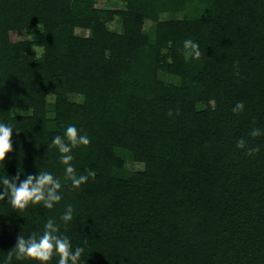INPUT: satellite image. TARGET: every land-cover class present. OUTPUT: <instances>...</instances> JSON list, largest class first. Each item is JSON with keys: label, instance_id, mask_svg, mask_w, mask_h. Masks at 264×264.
<instances>
[{"label": "trees", "instance_id": "16d2710c", "mask_svg": "<svg viewBox=\"0 0 264 264\" xmlns=\"http://www.w3.org/2000/svg\"><path fill=\"white\" fill-rule=\"evenodd\" d=\"M101 1L0 0V123L14 128L0 177L62 183L52 209L0 200V264L50 218L85 249L78 264H264V136H249L264 129V0ZM69 125L90 139L76 174L96 173L79 188L48 150Z\"/></svg>", "mask_w": 264, "mask_h": 264}, {"label": "clouds", "instance_id": "9594fccd", "mask_svg": "<svg viewBox=\"0 0 264 264\" xmlns=\"http://www.w3.org/2000/svg\"><path fill=\"white\" fill-rule=\"evenodd\" d=\"M182 52L186 59L201 57L199 44L190 38L183 41ZM244 108V103L240 101L235 104L232 111L240 114ZM175 114H179L178 110ZM168 115L172 116L173 112L170 110ZM13 129L11 125L0 123V162L5 161L8 153L13 151ZM249 136L252 138L264 136V129L253 127ZM89 144L88 135L86 133L81 135L75 125L67 126L63 135H55L48 144V150L56 149L60 153V163L65 166V179L71 182L72 188H79L89 177L95 179L96 173L91 170L87 174L77 175L71 163L74 159L72 150L77 146ZM236 146L239 149H246L245 154L249 157H254L260 151L259 146H249L245 138H240ZM0 187H2L0 200L7 198L8 203L17 210H24L29 204L41 203L45 208L52 209L62 199L61 181L46 170L39 171L37 175L28 174L23 180L19 173L15 177H0ZM73 212L72 205H68L59 220L66 225L73 220ZM59 233V223L53 218L48 219L42 234L32 233L27 238L24 235L17 237L16 245L8 252L4 264H11L14 256L16 260L31 259L39 261L40 264H47L54 254L59 257L58 264H78L85 249L77 246L73 250L70 239Z\"/></svg>", "mask_w": 264, "mask_h": 264}, {"label": "rangeland", "instance_id": "374dc122", "mask_svg": "<svg viewBox=\"0 0 264 264\" xmlns=\"http://www.w3.org/2000/svg\"><path fill=\"white\" fill-rule=\"evenodd\" d=\"M98 4L99 5H110V6H115V7L122 5L119 0H106V1L104 0V1L99 2ZM146 27L152 29L153 24L151 22H147ZM80 32L83 34H86L88 31L87 30L86 31L80 30ZM14 35H15V37H20V38H23L26 36L24 33H17ZM36 50H37V52L41 51L38 47H36ZM137 167H140V165L137 164Z\"/></svg>", "mask_w": 264, "mask_h": 264}]
</instances>
